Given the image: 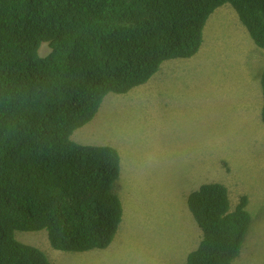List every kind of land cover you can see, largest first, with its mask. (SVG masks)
Listing matches in <instances>:
<instances>
[{
  "label": "trees",
  "instance_id": "obj_1",
  "mask_svg": "<svg viewBox=\"0 0 264 264\" xmlns=\"http://www.w3.org/2000/svg\"><path fill=\"white\" fill-rule=\"evenodd\" d=\"M224 5L264 50V0H0V264H53L17 233L47 231L60 252L112 245L124 215L114 192L121 156L72 136L109 94L196 56ZM261 86L264 102V74ZM248 204L243 196L231 207L219 183L193 192L188 207L203 238L186 264H233L251 225Z\"/></svg>",
  "mask_w": 264,
  "mask_h": 264
},
{
  "label": "rangeland",
  "instance_id": "obj_2",
  "mask_svg": "<svg viewBox=\"0 0 264 264\" xmlns=\"http://www.w3.org/2000/svg\"><path fill=\"white\" fill-rule=\"evenodd\" d=\"M49 53L43 45L41 56ZM263 74L264 50L224 5L209 18L196 56L165 62L125 95L109 94L95 119L72 136L121 156L114 192L124 215L112 245L74 253L53 250L47 231L17 239L53 264H186L203 238L188 197L219 183L231 207L249 199L251 225L233 264H264Z\"/></svg>",
  "mask_w": 264,
  "mask_h": 264
},
{
  "label": "bare ground",
  "instance_id": "obj_3",
  "mask_svg": "<svg viewBox=\"0 0 264 264\" xmlns=\"http://www.w3.org/2000/svg\"><path fill=\"white\" fill-rule=\"evenodd\" d=\"M240 130V129H239ZM238 135V134H237ZM235 146V145H234ZM235 148V147H234Z\"/></svg>",
  "mask_w": 264,
  "mask_h": 264
},
{
  "label": "crops",
  "instance_id": "obj_4",
  "mask_svg": "<svg viewBox=\"0 0 264 264\" xmlns=\"http://www.w3.org/2000/svg\"><path fill=\"white\" fill-rule=\"evenodd\" d=\"M219 9H220V8H219ZM162 73H163V72H162ZM162 73H161V74H162Z\"/></svg>",
  "mask_w": 264,
  "mask_h": 264
}]
</instances>
